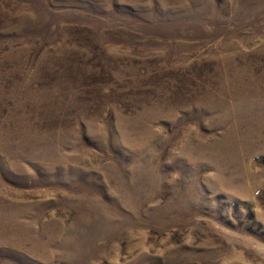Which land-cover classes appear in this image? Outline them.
<instances>
[{
	"label": "rangeland",
	"instance_id": "374dc122",
	"mask_svg": "<svg viewBox=\"0 0 264 264\" xmlns=\"http://www.w3.org/2000/svg\"><path fill=\"white\" fill-rule=\"evenodd\" d=\"M0 264H264V0H0Z\"/></svg>",
	"mask_w": 264,
	"mask_h": 264
}]
</instances>
